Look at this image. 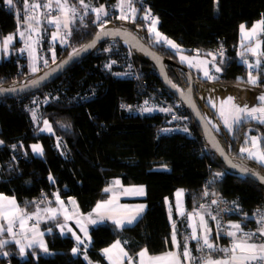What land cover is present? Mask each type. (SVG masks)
I'll list each match as a JSON object with an SVG mask.
<instances>
[{
    "label": "trees",
    "instance_id": "trees-1",
    "mask_svg": "<svg viewBox=\"0 0 264 264\" xmlns=\"http://www.w3.org/2000/svg\"><path fill=\"white\" fill-rule=\"evenodd\" d=\"M103 1L115 13L116 0L99 2ZM145 7L159 18L162 33L177 41L188 54L209 58L212 47L225 46L226 54L218 59L222 72L216 82L248 84V69L239 62V31L242 24L251 26L264 16V0H144V5L137 4L135 19L128 20L126 27L164 57L191 70L196 80H203L171 48L150 34L151 20L145 18ZM24 8V0H13L11 6L0 0V39L17 30ZM93 20V14H87L83 22L75 21L68 44L57 46V60L88 43L101 30ZM107 24L122 26L113 17ZM141 56L122 40L101 42L53 82L64 86L66 94L58 90L59 98L39 102L37 121L32 115L37 101H30L31 109L26 108L34 92L0 98V194L14 196L24 210L35 212L39 206L57 204L58 192L65 200L76 199L81 210L90 213L108 197L105 189L117 178L124 184L146 186L147 210L135 224L119 228L106 221L91 228L88 257L100 264H108L102 251L117 239H122L131 252L144 247L152 255L168 251L172 229L166 201L169 198L174 204V192L180 187L187 190L191 209H195L202 186L211 180L224 197L240 204L246 216L252 220L264 216V184L231 171L206 143L196 122L197 135L191 137L178 123H170L171 117L165 112H138L140 103L155 94L169 106L179 103L178 109L191 116L186 105L166 88L155 64ZM130 61L138 70L137 80L121 77ZM46 68L29 72L25 58L13 54L0 62V86L30 80ZM168 73L178 88L188 86V75L181 68L169 65ZM263 77L260 85L264 84ZM195 96L207 116L196 87ZM45 120L51 123L53 133L42 131ZM172 125L176 129L168 131ZM218 134L233 157L264 172L241 151L251 136L260 138L264 150V123L247 120L233 131ZM36 143L41 145L43 156L32 152L31 146ZM216 173L221 174L219 181L215 180ZM62 222L63 218L58 217L42 224L43 229L51 230L46 234L50 255L29 249V256L24 258L17 245L9 243L0 247V264L7 263V256L10 264H89L81 254L73 253V236L57 229ZM179 223L182 226V220ZM33 253H38L37 258ZM221 254L224 252L207 253Z\"/></svg>",
    "mask_w": 264,
    "mask_h": 264
},
{
    "label": "crops",
    "instance_id": "crops-1",
    "mask_svg": "<svg viewBox=\"0 0 264 264\" xmlns=\"http://www.w3.org/2000/svg\"><path fill=\"white\" fill-rule=\"evenodd\" d=\"M61 3H64V0H60ZM120 0H116L114 2V11L115 13H112L110 11L109 7L107 4L99 1H92L91 0H84V3L86 5H89V8L87 9V14H93L94 19H96V13L92 11L94 8H99L101 5L104 6L105 12L107 14H110L109 18H116V20L120 21L119 17L121 16L122 12L120 7H117L119 4ZM52 4L51 8H46L43 5L46 4ZM67 3L69 6L74 7L76 9L75 12V21L77 20L78 17H83V19L86 17L87 14H85V9L81 6L80 0H67ZM33 4H40L41 7L33 9L34 15L31 17H35L34 19H30L29 17L26 16V13L24 12L22 20H19L17 22V30L4 37L3 39H0V62L3 60L10 59L13 54H17V56H23L26 60V66L28 68L29 72L35 73L38 72L45 67H49L50 65L54 64L56 61H58V53H57V46L59 47H65L70 39V35H67V43L62 42V38L66 36V34L70 31H73V26L76 24L74 21L73 23L70 24L69 29H65L63 27V20L64 17L60 13L59 8L56 6V0H32V5ZM79 6V7H78ZM132 6H133V0H132ZM134 7V6H133ZM137 9V7H134ZM124 12L131 17L132 13L128 10L127 5L125 4L124 7ZM137 13V11H136ZM135 13V15H136ZM69 15H72V13H69ZM112 15V16H111ZM55 16H60L61 17V25L59 29L56 27L54 23H49V20H51ZM154 18L158 19V23L155 25L156 31L159 32L162 37H166L167 40L173 41L178 47L173 48L171 47L166 40L161 39L159 42L164 43L167 47L171 48L177 55L178 59L185 64L186 66L192 68L195 70L203 80H196L201 83V89H197V95L200 103L204 106V109L207 112L208 119L210 120L211 124L215 128L216 125L219 126V130L215 128V130L218 133H224L229 131L223 122L222 116L216 110V108L213 106L212 102L209 101L207 98L208 91L212 88H215V90L220 91L222 88L224 91H229L232 90V86L234 85H229L224 82H216L215 80L219 77L222 71L217 72L215 69L216 67H220L218 64V61H216L215 58L210 56L209 58H206L202 55L198 54H188L183 46H181L177 41L174 39L164 35L162 31L160 30V20L158 17L154 16ZM128 20H131L128 19ZM125 20V21H128ZM261 20H264V16L254 22L251 26H246L245 24H242L245 26V30L242 32L241 27H240V40H239V49L240 53H243L244 55L240 57V63H242L246 68H249V65H257L260 67V72L258 74H252L253 76L257 77V84L253 85L248 82L246 85H239V86H234L236 89H241L246 93H251L253 96H257L258 93H260V96L264 95L263 89H264V84L260 85L261 81V76H264V55H260L259 53L253 54L252 52L247 51V48L249 47H255L257 42H261L260 50L261 52H264V38L262 35L264 32H258V35L253 37L251 40L246 39L245 35L247 32H250L251 29L253 28L254 25H258ZM80 22H83L80 21ZM109 22V21H108ZM152 24L150 23V27ZM59 33L55 39H53V35ZM150 34L156 39V34L155 32H151ZM12 37V39L7 43V46L5 47V40L8 37ZM181 57H187V60H182ZM247 61V63H245ZM259 62V63H258ZM35 67L37 71L33 72L32 68ZM207 70L209 72V75L212 77H215V79H209L208 77H205L204 72ZM248 76H249V71H247V81H248ZM264 80V77H263ZM263 93V94H262ZM226 97L224 96L223 98V103L227 101L225 99ZM225 100V101H224ZM264 102V101H263ZM225 104V103H224ZM261 104L260 97H255V99L252 101L251 105L256 107L257 105ZM264 104V103H263ZM227 105V104H226ZM229 107H231V104H228ZM244 118V119H243ZM247 120H253L252 117H249L247 115H244V117H241L240 122H236V127L241 124L244 121ZM48 122L47 125L43 123L42 126V131L47 132V133H53V127L51 123L48 120H45ZM44 121V122H45ZM259 122V121H257ZM264 123V122H261ZM51 126L52 131L49 132L47 130V127ZM256 137L257 138V146L254 147L252 143V138ZM0 141H2L0 139ZM3 142V141H2ZM3 143H0V146H2ZM33 145H39L40 144H33ZM32 145V146H33ZM31 146V149H32ZM42 148V147H41ZM243 148L250 149L252 151H264L260 138L258 136H251L250 140L246 141L245 145ZM33 152V150H32ZM35 155L43 156V151L42 154L40 153H35ZM247 154V157L251 160H254L249 157V154ZM257 164L261 165L264 168V165L259 163L258 161L254 160ZM51 181L53 182L54 179L52 178ZM116 181H119L117 184ZM143 188L144 194L143 195H138L136 194V190L139 188ZM106 189H110L108 192V197L104 200L99 201L97 204L101 203H106L108 201H111L110 204H106V210L108 213L112 216H114L116 219H125L127 217L135 215V208L138 205H144V210L141 212L137 218L133 221L132 224H125L123 227L119 228H124L127 226H131L135 224L145 213L147 210V203L145 202V198L147 195V189L146 186L143 184H124L121 178H117L112 182L110 185L106 187ZM125 190H128L127 193H125ZM181 192L182 194L178 197L177 193ZM55 196L57 199V196L59 197V201L55 205H46V206H39L38 208L40 209L39 216L33 215L35 212H28L24 210L20 204L18 203L17 199L12 196V195H6V194H0V197H7L9 200L10 199H15L16 205L18 206L19 209L22 210V213H26L28 216H31V219L25 218L26 222L23 228L20 226V221L17 219L15 223L12 225V231L8 232V222L6 219L3 217H0V226L3 227V231H0V241H7L3 246L9 243H14L17 245L18 249L20 250L21 247H24L25 253L23 255L24 258H27L28 252L27 250L29 249H39L42 251L44 254L50 255L51 252L49 251V245L47 242L46 234L47 232H51V230H45L42 227V224L46 221L49 220H54L57 219L58 217L63 218V222L57 225V229L62 233V234H71L73 238L75 239V247L77 248L78 251L75 253L81 254L83 258H85L89 264H100L95 261H91L88 257V251L92 246V237H91V228L95 225L102 224L106 221L113 222V219H108L105 217L103 220L100 219V214H98L96 211L97 204L95 205L94 209L90 213H84L77 200L74 198H69L68 200L63 199L58 192H55ZM62 202V203H60ZM167 208H168V217L171 225V248L166 251L165 253L162 254H157V255H152L148 251L147 248H141L136 252H131L128 248L126 243L122 239H117L115 240L112 244L106 246L102 253L103 256L105 257L106 261L108 264H129L128 257L132 258V264H141V257L139 256V253L142 250H146V255L143 257V262L144 264H167V261H155L151 258L153 257H161L164 256L168 252L172 253H183L184 251V244L185 242L188 245L189 250L191 251L192 259L191 260H185L183 256L181 255V260L183 261V264H203V261H205L208 258H211L213 260H222L225 259L226 256L228 255L227 253L221 254V255H215V256H208L205 251V248H201V244L203 243L202 240L197 241V240H191L188 239L192 233V227L195 224L197 226V234L202 235V229L199 227V216H194L192 219H189V214L194 213V212H199L201 215L204 216L206 222H207V227L211 230L209 233V238L210 242L215 245V248L212 249L211 251L215 252H222L219 249H224L228 248L226 243L227 239L224 236V230L222 228L218 229L217 226V221L215 219H212V216L207 214V213H202L196 209H191L188 207L187 203V190L184 188H178L174 192V204L171 202V200L168 198L167 199ZM0 204H5L7 205V200H0ZM52 208L56 209V215L55 218H50L52 216V213L44 211L45 209ZM105 209H102L101 212H104ZM183 213V214H182ZM65 216L71 217L70 219H65ZM251 216H257L256 214H253ZM89 219L91 220H96L97 223L92 224L89 222ZM77 220H80L81 223L86 227L87 229V235H85V232L81 230V227L79 224H77ZM182 220V226H180L179 221ZM115 224V223H114ZM173 224H175V230H176V240L179 242L180 247H176L172 243V232H173ZM63 226V228L61 227ZM71 229V231H69ZM230 231H234V229L231 228ZM39 233H42L43 235H39ZM80 238V241L82 243L77 242L76 237ZM240 237V233L237 232V237ZM233 237V240L236 239ZM36 240L37 243H33L31 247L28 245L30 242L33 240ZM16 241H19L17 243ZM43 241L44 245L47 247L48 251L44 252L42 248L39 247L38 242ZM117 241L120 242L119 247L113 248L112 246L117 243ZM250 242L253 243H264V239H252ZM196 244V246H194ZM105 249H110L108 253H105ZM121 249H123L124 252H127L128 256L125 257L121 253ZM210 251V250H209ZM33 256L37 258L38 253H33Z\"/></svg>",
    "mask_w": 264,
    "mask_h": 264
},
{
    "label": "snow or ice",
    "instance_id": "snow-or-ice-1",
    "mask_svg": "<svg viewBox=\"0 0 264 264\" xmlns=\"http://www.w3.org/2000/svg\"><path fill=\"white\" fill-rule=\"evenodd\" d=\"M6 3L8 5H12L13 0H6ZM80 4L81 6L85 9V14H87V9L89 8V5H86L84 3V0H80ZM125 4L127 5L128 10L132 13V16L129 17L125 12H124V7ZM46 8H51L52 4H46L43 5ZM56 6L59 8L60 13L63 15L64 20H63V27L65 29H69V26L71 23H73L75 21V12L76 9L74 7H71L68 5L67 0H64V3H61L60 0H56ZM41 7L40 4H33L32 8L36 9ZM117 7H120L121 9V16L119 17V19L121 20H128V19H135V13L137 11L136 8H134L132 6V0H120L119 4L117 5ZM93 12L96 13V21H100L101 19V14L106 15L104 6L101 5L99 8H94L92 9ZM69 13H72V15H69ZM30 19H34L35 17H29ZM145 18H151V24L152 26L150 27L149 31L151 32H155L156 34V39L157 42H159L161 39L166 40V42L173 48H177L178 46L171 40H167L166 37H162V35L156 31L155 25L158 23V19L151 17L150 16V12L145 14ZM81 19H83V17H81ZM49 23H54L56 25V27L59 29L60 25H61V17L60 16H55L53 17L51 20H49ZM101 29L104 28V24L103 22H101L100 24ZM241 30L242 32L245 30V26L241 25ZM258 32H264V20H261L259 22L258 25H254L253 28L251 29L250 32H247L245 35L246 39L251 40L253 37L258 35ZM59 33H56L53 35V39L56 38V36ZM71 31L69 29V32L66 34V36L64 38H62V42L63 43H67V35H70ZM119 34L118 32H106V31H102V32H98L96 38L99 39L101 37V35H117ZM12 39V37H8L5 40V47L7 46V43ZM95 46V41H93L92 43L82 46L79 49H73L72 53L69 56V59H71L74 56H78L81 52L86 51L88 48L94 47ZM260 46H261V42H257L255 47H249L247 48V51L252 52L253 54H257L259 53L260 55H264V52L259 51L260 50ZM244 54L241 53V56H243ZM182 60H187V57H181ZM65 63H67V61H65ZM113 63H115L113 61ZM245 63H247V61H245ZM259 63V62H258ZM107 67H111V65H107ZM249 67H252V65H249ZM217 72L222 71V69L220 67H216L215 69ZM32 71L35 72L37 71V69L35 67L32 68ZM205 77H208L209 79H215V77H212L209 75V72L207 70H205L204 72ZM248 82L255 85L257 84V77L253 76L251 73H249L248 76ZM33 83H37V82H33ZM171 83V82H169ZM173 87H176V85H172ZM3 89H0V92H3ZM10 91H15V89H11ZM261 101H264V95H262L260 97ZM225 104H231L232 103V98L229 97L228 101L224 102ZM233 109L236 115L233 116V121L234 122H240L241 120V116L242 114H246L249 117H253L256 119H260L261 122H264V106L260 107V108H241L238 107L236 105H233ZM143 111H152V109H143ZM162 111H171L170 108L168 109H162ZM259 113V116H256L255 114ZM221 116H224V111H223V105H221ZM175 118V117H174ZM45 125L48 124L47 121L44 122ZM225 125L231 129L232 125L229 123L228 118L225 117L224 120ZM47 130L49 132L52 131L51 126L47 127ZM167 131V130H165ZM185 132L188 131L187 128L184 129ZM0 143H3L2 141H0ZM252 143L253 146L256 147L257 146V138L253 137L252 138ZM214 147H218V145H213ZM13 147H15V145H13ZM32 150L35 153H40L42 154V148L39 145H33L32 146ZM222 153V150H220ZM242 152H247L249 154V157L258 161L259 163H261L262 165H264V151H252L250 149L244 148L241 149ZM235 167V166H234ZM242 172L245 173H251L252 175H258L256 173H252L251 169L248 168H243L241 169ZM216 176H220V173H216ZM262 181H264V176H260L259 177ZM49 179L51 180L52 177L50 176ZM116 183L118 184L119 181H116ZM110 189H105V191H109ZM128 190H125V193H127ZM136 194L138 195H143L144 194V190L143 188H139L136 190ZM182 193L178 192L177 196L179 197ZM208 193L205 192V195H207ZM0 200H7V205L5 204H0V217H3L4 219L7 220L8 222V228L7 231L11 232L12 231V225L13 223H15V221L17 219H19L20 221V226L21 228L24 227L25 225V218L27 219H31V216H28L26 213H22V210L18 208V206L16 205L15 199H8L7 197H0ZM57 201H59V197L57 196ZM62 203V202H60ZM111 201H108L106 203H101V204H97L96 209L94 211H96L98 214H100V219L103 220L105 217H107L108 219H113L114 223L116 224L117 227H123L125 224H132L133 221L137 218V216L143 212L144 210V205H138L135 208V215L127 217L125 219H116L114 216L110 215L108 213V211L106 210V204H110ZM213 204H216L217 201L213 200L212 201ZM201 207H204L203 205ZM102 209H105L104 212H101ZM44 211L46 212H50L52 213V216L50 218H55L56 215V209H52V208H48L45 209ZM40 213V209L37 208V211L33 214L36 216H39ZM183 214V213H182ZM209 215H211L209 213ZM194 216H199V227L202 229L203 234L202 235H198L197 234V226L194 224L192 227V233L190 235V237H188V239L191 240H197L200 241L202 240L203 243L201 244V248H207L209 250H212L215 248V245L213 243L210 242V238H209V233H210V229L207 227V222L204 218L203 215H201L199 212H194L189 214V219H192ZM71 217L69 216H65V219H70ZM212 219H216V217H212ZM89 222L92 224L97 223L96 220H91L89 219ZM259 223L261 224V227L257 229L256 233H243L242 237L236 238L237 237V232H242V228L241 225L239 223H234L231 224V228L234 229V231H228L226 233V235H228L229 237H234L236 239L233 240L232 243V247L230 249L228 248H224V249H219L220 251L227 253L228 255L226 256L225 259L222 260H213L211 258L206 259L205 261H203V264H264V243H253L250 242L252 240V238L254 236H256L257 234H259V236L261 238H264V216H261ZM77 224L80 225L81 230L85 232V235H87V229L86 227L81 223L80 220H77ZM63 228V226H61ZM3 227L0 226V231H3ZM69 231H71V229H69ZM39 235H43L42 233H39ZM78 244L82 243V241H80V238L77 236L76 237ZM17 243H19V241H16ZM5 243H7V241H0V247H2ZM33 243H37V241L34 239L32 242H30V244L28 245L29 247L32 246ZM172 243L174 245H176V247H180L179 242L176 240V230H175V224H173V232H172ZM120 242L117 241L116 244H114L112 247L113 248H117L119 247ZM38 245L40 248L43 249L44 252H47L48 249L47 247L44 245L43 241H39ZM73 253H76L78 251L77 248H73L72 249ZM110 251V249H105L104 252L108 253ZM20 253L21 255H24L25 253V249L24 247L20 248ZM121 253L123 256L127 257L128 254L127 252H124L123 249H121ZM4 255H7V253H4ZM146 255V250H142L139 253V256L141 257V264H144L143 262V257ZM181 255L183 256V258L185 260H191L192 259V255H191V251L188 248L187 243L185 242L184 244V251L183 253H172V252H168L166 253L164 256L161 257H153L151 259L155 260V261H167V264H183V261L181 260ZM129 260V264H132V258L128 257Z\"/></svg>",
    "mask_w": 264,
    "mask_h": 264
},
{
    "label": "water",
    "instance_id": "water-1",
    "mask_svg": "<svg viewBox=\"0 0 264 264\" xmlns=\"http://www.w3.org/2000/svg\"><path fill=\"white\" fill-rule=\"evenodd\" d=\"M118 32L117 35H101L99 39L96 38L98 32ZM93 38L86 43L88 45L95 41V46L88 48L86 51L81 52L78 56H74L69 59L70 54L63 57L62 59L56 61L54 64L47 67L45 70L41 71L34 78L23 81L21 83H17L9 86H0V89H3V92H0V98L7 96H20L24 94H28L34 91H37L48 84L54 82L57 78H59L71 65L75 62L85 58L88 56L97 45L101 42L109 40V39H118L124 41L130 48L135 51H138L146 58H148L151 62H153L157 68V71L162 78L164 85L167 89L173 92L176 97L183 102L188 110L191 113L192 118L200 127L202 136L206 143L220 156L221 160L228 166V168L236 173L242 174L244 176H248L253 180L264 184L259 177L264 176V172L260 169L244 162L241 160H237L233 157L224 147L223 143L220 140L218 132L215 130L209 119L206 117L203 112L196 96H195V82L196 78L194 77L191 70L184 67L182 64L164 57L158 51H156L152 46L146 43L136 32L126 26L120 25H108L103 29L99 30ZM83 45V46H85ZM82 47V46H81ZM80 47V48H81ZM79 49V48H78ZM67 61V63H65ZM174 66L176 68H181L184 70L189 78V84L185 89H180L175 85L168 73V66ZM37 82V83H33ZM171 82V83H169ZM11 89H15V91H10ZM218 145V147H214L213 145ZM222 150V153L221 151ZM235 166V167H234ZM248 168L252 170V173H256L258 175H252L251 173L242 172L241 169Z\"/></svg>",
    "mask_w": 264,
    "mask_h": 264
},
{
    "label": "built area",
    "instance_id": "built-area-1",
    "mask_svg": "<svg viewBox=\"0 0 264 264\" xmlns=\"http://www.w3.org/2000/svg\"><path fill=\"white\" fill-rule=\"evenodd\" d=\"M93 1V0H91ZM94 1H100V0H94ZM105 2V1H104ZM106 3V2H105ZM25 8L24 12L26 13L27 17H31L34 15V11L32 8V0H24ZM107 4V3H106ZM137 4L142 6L144 5V0H133V6L137 7ZM146 8V13L150 12V16L154 17L148 7ZM110 14L104 15L101 14L100 21H96V19L93 20L94 24H103L105 25L109 21ZM112 16V15H111ZM151 20V18H147ZM77 20L82 21L84 19H81V17H78ZM73 32V31H72ZM71 32V34H72ZM211 56L218 61L219 58H222L226 54V48L224 45L215 46L212 47L209 50ZM131 56V55H130ZM21 57V56H19ZM131 59V58H130ZM249 73L251 74H258L261 70L260 67L257 65H253L252 67H247ZM121 77L125 80H137L139 79V73L136 68V66L130 61V64L126 68V70L121 74ZM58 90L64 94H66V88L64 86H60L58 84H54L53 82L48 84L47 86L41 88L39 91H34L33 94H31L28 97V102L26 103V108L31 109L29 102L32 100H36L37 102H42L46 100L47 98L51 99H57L59 98ZM147 103H155V104H161V105H168V102L165 99H159L156 97V95H148L143 102L140 103V106L138 107V112L142 111V106ZM174 109L173 117L169 120L170 123H178L179 127L184 131L185 128L188 129L186 134L191 137H196V130H195V121L188 113H184L178 109L179 103H177ZM144 113V112H143ZM175 117V118H174ZM176 126L172 125L170 128H167L168 131L175 130ZM57 140H59V137H56ZM216 181L220 180V176H216ZM205 192L208 194L205 195ZM216 200L217 203L213 204L212 201ZM204 207H201V206ZM195 209L202 212L211 214L212 217H216L217 226L218 229L222 228L224 230V236L227 239V247L231 248L233 243V237H229L226 235L228 231L231 230V224L239 223L242 228V232L240 233V237L243 236V233H256L257 229L261 227V224L259 223L261 217H257L256 219L252 220L250 217L246 216L242 212V207L240 204H238L234 200L227 199L224 197V195L213 185V182L211 180H207L205 184L202 186L199 197L195 201ZM17 225V223H15ZM252 239H264L257 234ZM206 252H209V249L205 248ZM7 263L10 264L9 257L7 256Z\"/></svg>",
    "mask_w": 264,
    "mask_h": 264
},
{
    "label": "rangeland",
    "instance_id": "rangeland-1",
    "mask_svg": "<svg viewBox=\"0 0 264 264\" xmlns=\"http://www.w3.org/2000/svg\"><path fill=\"white\" fill-rule=\"evenodd\" d=\"M121 21V25L122 26H127L128 25V21H125V20H120ZM107 25H110V24H107ZM106 25V26H107ZM104 25V27H106ZM138 52V51H137ZM141 54V53H139ZM142 55V54H141ZM144 55H142L141 57H143ZM145 57V56H144ZM195 87L199 90L201 89V83L196 81L195 82ZM233 88V91L229 89V91H224V89L222 88L220 91H218V88H217V91L215 90V88H212L208 91V94H207V98L209 99V101L212 102L213 106L216 108V110H218V112L220 113L221 115V105H223V111H224V116H222V119H223V122L225 120V117L228 118V121L229 123L232 125L231 129H229L225 123V127L229 130V131H233L235 128H236V122L233 121V116L236 115L235 112H234V109H233V105H236L238 107H241V108H248V109H251L253 108V106L251 105L252 101L255 99V97H261L260 96V93L257 94V96H253L251 93H246L244 92L243 90H239V89H236V87L232 86ZM263 92H264V89H263ZM263 94V93H262ZM224 96L226 97L225 99L228 101L229 97L232 98V103H231V107L228 106V104H224L222 101H223V98ZM225 101V100H224ZM264 102L261 101V104L257 105L256 107L254 108H260L262 106H264L263 104ZM39 102L36 103V107L33 109L32 111V115H33V119L35 121L38 120V108H39ZM170 108L171 111H162V109H168ZM143 109H152V111H143ZM174 109L175 107L174 106H163L161 104H155V103H147V104H144L142 106V111L144 113H153V112H165L167 114H169L170 117H173V112H174ZM244 115L246 114H242L241 117H244ZM256 116H259L260 114L257 113L255 114ZM208 117V116H207ZM253 118V117H252ZM244 119V118H243ZM255 119V121H259L261 122L260 119H256V118H253ZM215 128L217 129V131L219 130V126L216 125ZM242 149H244L242 147Z\"/></svg>",
    "mask_w": 264,
    "mask_h": 264
},
{
    "label": "bare ground",
    "instance_id": "bare-ground-1",
    "mask_svg": "<svg viewBox=\"0 0 264 264\" xmlns=\"http://www.w3.org/2000/svg\"><path fill=\"white\" fill-rule=\"evenodd\" d=\"M207 117V116H206ZM208 118V117H207ZM210 121V120H209Z\"/></svg>",
    "mask_w": 264,
    "mask_h": 264
}]
</instances>
